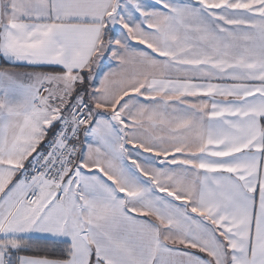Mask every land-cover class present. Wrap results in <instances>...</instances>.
<instances>
[{"label":"snow or ice","instance_id":"1","mask_svg":"<svg viewBox=\"0 0 264 264\" xmlns=\"http://www.w3.org/2000/svg\"><path fill=\"white\" fill-rule=\"evenodd\" d=\"M0 264H264V0H0Z\"/></svg>","mask_w":264,"mask_h":264}]
</instances>
